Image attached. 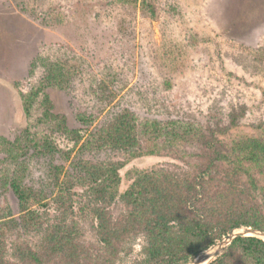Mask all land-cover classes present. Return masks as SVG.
<instances>
[{"label": "rangeland", "instance_id": "obj_1", "mask_svg": "<svg viewBox=\"0 0 264 264\" xmlns=\"http://www.w3.org/2000/svg\"><path fill=\"white\" fill-rule=\"evenodd\" d=\"M131 1L0 0V223L20 216L8 186L14 178L47 197L34 208L51 223L56 173L70 167L79 149L68 131L86 136L116 107L197 122L237 113L243 124L264 128V63L253 59L254 52L264 53V0H147L155 18L141 10L143 0ZM168 49L177 58L174 69L162 61ZM51 64L61 76L46 90ZM165 78L172 81L169 91L162 88ZM110 80L106 96L111 90L115 98L106 104L96 94ZM46 93L55 104L48 119ZM81 117L93 122L81 123ZM253 132L241 125L232 133ZM174 149L177 157L112 150L92 158L122 165L123 193L144 171L164 167L187 175L194 162L185 148ZM74 202L71 218L85 240L94 242L84 189H76ZM123 209L119 201L110 207L115 217ZM9 227L8 258L18 239L39 245V234ZM144 246V236H133L118 264H137Z\"/></svg>", "mask_w": 264, "mask_h": 264}, {"label": "trees", "instance_id": "obj_2", "mask_svg": "<svg viewBox=\"0 0 264 264\" xmlns=\"http://www.w3.org/2000/svg\"><path fill=\"white\" fill-rule=\"evenodd\" d=\"M146 2L143 0L141 10L155 18V9ZM168 50L162 54V61L174 69L177 58ZM253 59L264 63V53L254 52ZM54 66L51 64L45 76L46 90L54 86V77L61 76ZM113 82L99 87L96 96L100 102L110 104L114 100L113 91L106 96ZM172 87L171 79L165 78L162 88L169 91ZM43 104L45 117L51 118L55 104L50 94L44 95ZM149 115L151 112L140 116L130 106L116 107L101 126L86 136L78 130L68 131L79 149L70 167L56 173L52 198L56 214L51 223L37 208L47 197L18 178L8 181L20 216L0 223V264H118L129 240L137 235L145 238L144 258L137 264H189L235 228L248 226L264 231L262 125L243 124L237 113L224 118L205 115L201 122ZM79 119L87 125L93 122L86 117ZM241 125L252 129L253 134H233ZM175 147L188 150L194 162L187 175L181 177L164 167L144 171L123 193L119 190L122 165L92 158L112 150L133 151L137 156L164 152L177 157ZM47 148L52 146L47 143ZM77 188L84 189L90 201L94 242L85 240L71 218ZM117 201L124 209L115 217L110 207ZM9 223L20 231L39 234V245L32 247L18 239L8 258ZM209 264H264V241L238 237Z\"/></svg>", "mask_w": 264, "mask_h": 264}, {"label": "water", "instance_id": "obj_3", "mask_svg": "<svg viewBox=\"0 0 264 264\" xmlns=\"http://www.w3.org/2000/svg\"><path fill=\"white\" fill-rule=\"evenodd\" d=\"M252 236L264 241V231L248 226H241L231 230L226 236H224L216 244L202 252L189 264H209L217 256L231 245V243L238 237Z\"/></svg>", "mask_w": 264, "mask_h": 264}]
</instances>
